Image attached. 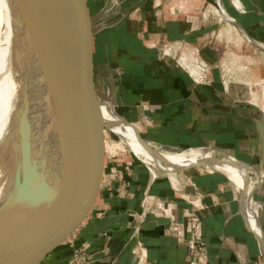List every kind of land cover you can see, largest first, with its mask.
<instances>
[{"label":"crops","instance_id":"obj_1","mask_svg":"<svg viewBox=\"0 0 264 264\" xmlns=\"http://www.w3.org/2000/svg\"><path fill=\"white\" fill-rule=\"evenodd\" d=\"M206 2L69 0V5L76 8L80 23L91 17L97 30L84 44L83 63L86 84L97 90L101 103L111 105L143 138L164 149L215 147L222 158L209 153L217 161L232 163L227 158L232 156L254 165L259 175L240 170L246 200L216 167L181 165L174 181L129 148L112 152L95 139L83 147V127L75 125L66 148L68 187L61 184L64 150L58 148L47 172L46 189H51L43 205H36L22 240L4 264H73L74 253L82 248L90 264H264V244L253 226L261 224L264 238V110L249 99L236 98L237 88L230 85L236 77L228 85L224 82L223 60H231L233 51L216 36L224 28L212 31L199 13ZM241 2L244 11L233 6L231 13L264 42V0ZM206 9L202 11L207 16ZM168 40L197 45L199 58L208 61L210 81H196L179 61L173 62L174 54L162 48ZM244 42L253 44L240 40L245 46L241 57L251 65L246 77L264 78V51L255 53L254 46ZM63 54L61 91L68 92ZM103 136L116 140L108 137L106 128ZM12 177L0 186V198ZM81 194L87 200L80 199ZM242 204L250 205L249 211L244 213ZM68 211L74 212V226L63 228L61 220ZM194 234L204 241L203 263L191 261L187 240Z\"/></svg>","mask_w":264,"mask_h":264},{"label":"water","instance_id":"obj_2","mask_svg":"<svg viewBox=\"0 0 264 264\" xmlns=\"http://www.w3.org/2000/svg\"><path fill=\"white\" fill-rule=\"evenodd\" d=\"M8 1L19 27V35L16 37L18 47L13 54L22 65L24 61L36 64L42 87L37 95V92L33 94L32 87L27 82L24 83L21 103L12 113L17 120L14 134L8 139H0L2 170L5 169L8 173L13 169L11 186L7 194L0 198V264H4L8 254L22 240L23 230L36 205H43V200L51 189H46L47 172L58 148L64 150L59 165L61 184L68 187L71 181L67 167L70 153L66 148L72 128L75 125L83 127L85 147L90 139H95L96 130L103 135L104 129L110 127L104 122H97L94 127L89 126L84 116L74 109L61 91L60 85L61 51L64 50L70 54L72 73L78 89L96 103L101 102L97 90L86 84L87 69L83 63L84 44L97 31L93 19L89 17L80 23L76 8L69 5V0ZM214 1L220 5L217 0ZM236 24L254 46L258 48L256 42L264 43L250 35L240 22ZM26 68L28 69V65ZM33 99L38 102L37 105L40 103L39 109L42 110V119L38 125L31 120ZM138 137L143 143H150L139 132ZM262 139L264 147V130ZM207 147L209 146L202 148ZM76 157L82 159L79 152H76ZM239 161L253 166L255 174L259 175L254 165ZM205 164L209 163L198 162L189 166ZM254 193L253 191V197ZM79 198L87 200L82 194ZM61 223L63 228L74 226V212H66ZM254 227L264 244L261 224Z\"/></svg>","mask_w":264,"mask_h":264},{"label":"bare ground","instance_id":"obj_3","mask_svg":"<svg viewBox=\"0 0 264 264\" xmlns=\"http://www.w3.org/2000/svg\"><path fill=\"white\" fill-rule=\"evenodd\" d=\"M230 1L234 8L239 11H244L241 0ZM217 2L220 5H218L217 7L211 5L212 8L207 7L206 9V13L213 10L214 14L219 17V20L226 23V28L221 29V31H219L216 36L218 38L226 36V38L231 39V37H233V35L235 34L236 37H238L240 40L247 42L251 41L249 37H247L244 32L240 31L239 27L237 26L236 22H239V19L237 16L232 14L234 10H231V13L229 9L228 11L226 10V7L223 5L222 0H217ZM213 34L214 33H212V35ZM18 35L19 27L15 23V18L13 16L9 1L0 0V139H8L14 134V127L17 120L16 115L14 118V116H12V113H14V110L17 109V107H19V104L21 103L24 83L27 82L30 87H32L31 90L33 94L34 92H37V95L40 94L39 91L42 87V81L39 76L36 64L24 61V65H22L18 61V58H15V55L13 54L18 47V43L16 40V37ZM256 43H258V48L264 50V43ZM164 51L169 54H174L179 63L184 68H186L197 80L202 79L200 70L202 69V66L205 65V63L201 62L199 58V50L192 47L190 43L182 41H170L165 44ZM63 55L67 56V63L65 62V65L63 66V71L65 67L66 83L68 84V92L63 91V93H65L66 95V98L69 99L73 107L76 106L77 110L84 116L85 120L88 119V121L86 120V122L89 126L94 127L97 122H104L122 137V141H107L104 139L101 132L99 130H96L94 134L95 140L103 145V147H108L112 152L118 149L129 148L146 164L154 162L164 163V166H153L152 169L155 172L158 169L167 171V173L172 177L174 181L177 179V167L185 163H187V165L189 166L193 163L207 162L209 163L208 165L216 167L225 172L230 180H233L234 183L237 184L241 199L244 201L246 200L245 196L243 195L244 186L240 170L246 167L249 170L254 171L255 169L253 166L245 165L239 160H235V158L232 156H227V158L232 160V163L217 161L213 159L209 153V151L216 153L215 147L203 148L208 150L206 152L199 147L193 149L183 148L179 150H168L164 149L158 144L156 145L151 142L143 143L138 137V128L126 121L125 118H123L115 111V108H113L111 105L105 104L104 102L96 103L95 101L85 96L78 89L72 73L70 54L64 51ZM233 57L234 56L232 55V58ZM233 61L232 62L235 64L238 63V60L235 57L233 58ZM27 65L28 69L26 68ZM223 67L228 71L227 76L224 79V82L226 83V85H228L231 80V73L233 72L234 67L226 60L223 62ZM238 70V72L242 71L241 73H244L243 67H239ZM245 82L251 86L254 83L259 85V91H250L249 101L259 105L264 110V83L262 82V80L256 79L255 81H252L245 78ZM37 103L38 102L34 99L31 103L33 107L31 120L36 125H38L42 119V110L39 109L40 103L38 105ZM93 109L99 110L100 112H102V115L100 114L99 116V114H94V112H92ZM92 115H94V117H92ZM3 170L0 164V186L13 176L12 168L8 173H6L5 169ZM248 201L250 203H253V201L251 200ZM249 206L247 204H242L241 208L242 210H245L244 213L249 211ZM251 206L254 205L251 204Z\"/></svg>","mask_w":264,"mask_h":264},{"label":"rangeland","instance_id":"obj_4","mask_svg":"<svg viewBox=\"0 0 264 264\" xmlns=\"http://www.w3.org/2000/svg\"><path fill=\"white\" fill-rule=\"evenodd\" d=\"M211 3H215V1L213 0V1H210V0H207V2L205 3V5L199 10V13H201L204 17H205V19L207 20V22H208V24H210V26H209V28H214L212 31H217V30H219V29H221V28H226V23L224 22V21H220L219 19H218V16H216L214 13H211V12H209L208 14H207V16L204 14L205 12L204 11H202L203 9H205L206 7H209V6H211ZM223 3L224 4H226L225 6H227V8H226V10L228 11V8H229V10L231 11V10H234V8H233V5H232V3H231V1L230 0H223ZM232 6V7H231ZM232 12V11H231ZM234 12V11H233ZM212 33V32H211ZM234 34V33H233ZM213 39H218V38H216L215 36H214V34H213ZM226 36H224V37H222L221 38V40H220V42L221 43H227L228 44V46H227V48H228V50H231V51H233L234 53L232 54L235 58H237V60H238V63L237 64H235V63H233L234 61H233V58H232V60H230V59H226V61L228 62V63H230L233 67H234V70H233V72L231 73V78H234V77H236V79L234 80H232L231 81V83H230V85L232 84V86H234V88H237V92H236V98L237 99H249V93H250V90L251 89H254V90H256V89H258L259 87V85L258 84H256V83H254L252 86L251 85H249V84H247L246 82H245V78L246 79H249V78H247L246 77V73H250V71H249V69H250V64L249 63H246V59H245V57L244 58H242L241 57V52H243V53H245V46L243 47L241 44H240V39L238 38V37H236V35L234 34L233 35V37H231V39L230 38H225ZM226 40L227 41H229V42H226ZM179 41V40H178ZM168 42H170L169 40H168ZM182 42H184V41H182ZM167 43V41L166 42H164L163 44H162V48H164L165 47V44ZM187 43V42H186ZM238 43V44H237ZM245 43L246 42H244V45H245ZM226 44V45H227ZM247 44V46L248 47H250V48H252L253 46L252 45H250V44H248V43H246ZM192 45V44H191ZM192 47H194V48H196V49H198L197 47V45H195V44H193L192 45ZM223 47V46H222ZM254 47H256V46H254ZM252 48L254 51H255V53H256V51H260V49L259 48ZM162 48H160L159 47V49L160 50H162ZM199 50V49H198ZM264 51V50H263ZM173 55V54H172ZM175 58H174V57ZM173 56H170V59L173 61V62H175V63H177V64H179L178 63V59L176 58V56L175 55H173ZM201 60V59H200ZM206 60V59H205ZM231 62H230V61ZM207 61V60H206ZM205 61V62H206ZM223 61H225V60H223ZM233 61V62H232ZM201 62H203V63H205L204 61H202L201 60ZM208 62V61H207ZM206 62V64H205V66H202V72H203V79H204V77L205 76H209L210 75V73H209V67H206V65H208V63ZM243 67V72L244 73H241L242 71H240V72H238L239 70H238V68L239 67ZM248 67V69L246 68V67ZM237 67V68H236ZM236 68V69H235ZM224 68H221V71H222V78H223V80H224V76H223V73L225 72V69L223 70ZM237 70V71H236ZM224 71V72H223ZM202 72H201V70H200V73H201V75H202ZM235 72V73H234ZM234 73V74H233ZM242 76H241V75ZM238 75V76H237ZM233 76V77H232ZM243 77L242 79H241V77ZM238 77V78H237ZM241 79V80H240ZM261 80H264V78H260ZM249 80H252V81H255L256 79H249ZM60 85H61V90H65V84L63 83V82H61L60 83ZM235 85H236V87H235ZM74 109L76 110V111H78L75 107H74ZM79 112V111H78ZM80 113V112H79ZM102 115V114H101ZM92 117H94V115H92ZM87 121H88V119H86ZM106 129H107V133H108V137L109 138H113V139H116V140H121L122 141V137H121V135L120 134H118L117 132H115L114 130H112V128L111 127H106ZM201 149H203V148H201ZM205 152L206 151H208V150H206V149H203ZM219 156V154L217 153H215V157L216 158H222V157H217V156ZM215 157H212L213 159L215 158ZM215 160H217V159H215ZM149 166H151V167H153V166H164V163L163 164H160V163H150V164H148ZM184 166H186L187 168L189 167L188 165H187V163H185V164H183ZM178 168L179 167H177V172H179L178 171ZM187 168H183V170L184 169H187ZM244 168H246V167H244ZM246 169H248V168H246ZM251 174H253V173H251ZM254 175V174H253ZM258 187V183H257V185H256V187H255V189H254V192H255V190H256V188ZM244 195V194H243Z\"/></svg>","mask_w":264,"mask_h":264},{"label":"built area","instance_id":"obj_5","mask_svg":"<svg viewBox=\"0 0 264 264\" xmlns=\"http://www.w3.org/2000/svg\"><path fill=\"white\" fill-rule=\"evenodd\" d=\"M163 52L166 53L164 50H163ZM206 67H208V65H206ZM195 80L199 81V82H209L210 81L209 76H205L204 79H201V80H197V79H195ZM258 185H259V183H258ZM250 224L253 225L251 222H250ZM253 226H257V225H253ZM187 244H188L189 252H190V255H191V261L193 263L198 262V261L203 263L205 261V255H204L205 251H204V248H203L204 241L202 240V238L198 234H194V236L190 237L187 240ZM144 260H145V253L143 251L141 253V255H140V261L142 262ZM72 261H73V264H90L84 257L83 248L77 250L74 253V257H73Z\"/></svg>","mask_w":264,"mask_h":264}]
</instances>
